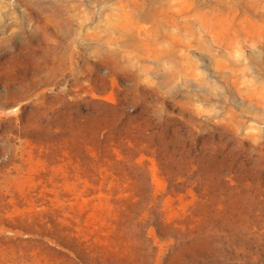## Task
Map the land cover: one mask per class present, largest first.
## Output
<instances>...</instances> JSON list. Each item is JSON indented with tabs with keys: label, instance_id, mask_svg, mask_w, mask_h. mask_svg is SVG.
<instances>
[{
	"label": "rangeland",
	"instance_id": "rangeland-1",
	"mask_svg": "<svg viewBox=\"0 0 264 264\" xmlns=\"http://www.w3.org/2000/svg\"><path fill=\"white\" fill-rule=\"evenodd\" d=\"M0 264H264V0H0Z\"/></svg>",
	"mask_w": 264,
	"mask_h": 264
}]
</instances>
